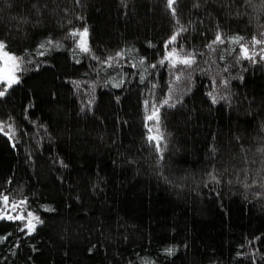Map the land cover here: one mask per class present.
I'll return each mask as SVG.
<instances>
[{
	"label": "trees",
	"instance_id": "trees-1",
	"mask_svg": "<svg viewBox=\"0 0 264 264\" xmlns=\"http://www.w3.org/2000/svg\"><path fill=\"white\" fill-rule=\"evenodd\" d=\"M263 24L264 0H176L172 8L167 0H0V35L15 46L26 48L38 30L65 36L87 29L80 60L63 52L19 54L22 115L44 122L24 151L35 175L55 179L73 202L75 225L94 236L103 256L137 264L128 251L144 232L149 183L179 208L171 230L180 225L181 199L196 198L198 207L194 192L208 179L217 197L236 198L264 223V51H253L248 38L223 57L213 42L217 31L251 33ZM178 35L170 47L192 64L177 66L173 84L158 53L139 83L132 46H159ZM100 68L126 72L124 84L113 89ZM251 82L260 86L249 94ZM147 104L157 114L159 151L146 135Z\"/></svg>",
	"mask_w": 264,
	"mask_h": 264
},
{
	"label": "rangeland",
	"instance_id": "rangeland-1",
	"mask_svg": "<svg viewBox=\"0 0 264 264\" xmlns=\"http://www.w3.org/2000/svg\"><path fill=\"white\" fill-rule=\"evenodd\" d=\"M73 33L79 32L63 36L61 31L53 27L38 30L31 36L26 48L15 46L0 35V41L6 45L5 50L20 58V67L14 73L15 82L11 87L6 82L0 83V91L4 92L0 96V155L2 151L5 155L4 158L0 157V264H117L113 258L103 256L101 250L95 247L94 236L84 233L75 225L73 220L78 211L73 202L64 198L55 179L45 180L35 175L33 169L29 168V154L24 151L25 143L31 139L30 134L36 128H41L44 122L36 113L22 115L26 97L20 87L24 79V71L21 70L24 58L19 54L25 49L34 54L63 52L80 60L81 36H73ZM217 34L223 40V43L217 44L224 57L237 47L238 43L233 41L238 38H243L239 43L253 37L264 40V24L254 28L251 33L240 30L228 33L217 31L213 40ZM83 39L87 47L86 38ZM177 39H180V35ZM171 43H174L172 38L161 42L159 46H132L131 51L140 75L139 83L145 82L148 65L162 52L169 79L173 84L177 82L173 76L174 70L182 64L180 61L183 58L176 56L177 52L170 47ZM251 46L253 51H264V44ZM173 49L176 54L169 60ZM11 64L9 61V68ZM99 72L107 77L108 84L116 90L127 78L126 72L114 68H100ZM251 83V87L245 88L249 94L255 93L260 86L259 83ZM237 84L234 83L235 86ZM147 105L146 135L160 136L155 109ZM154 113V118L148 120V116ZM151 142L156 145L159 141ZM10 154L11 164L6 158ZM201 183L199 190L194 192L200 204L198 207L197 201L194 202L196 198L188 201L186 198L181 199L184 204L179 212L181 221L177 230L170 229L169 219L172 213L179 210L175 208L176 202L168 203L153 184L146 186L148 198H145L146 210L142 215L144 232L132 237L133 247L128 251L137 264H264V223L255 218L249 208L242 206L236 198L228 197L224 192H220L222 197H217L210 179ZM174 188L183 194L193 192L187 186ZM5 196L7 203L4 202ZM160 208L164 209L161 213ZM161 214H165V217ZM163 218H167L168 222L167 219L162 221ZM29 220L34 225L31 232L28 228ZM65 221L68 222V236L61 235Z\"/></svg>",
	"mask_w": 264,
	"mask_h": 264
},
{
	"label": "snow or ice",
	"instance_id": "snow-or-ice-1",
	"mask_svg": "<svg viewBox=\"0 0 264 264\" xmlns=\"http://www.w3.org/2000/svg\"><path fill=\"white\" fill-rule=\"evenodd\" d=\"M175 2H176V0H167L168 7L172 8V6ZM173 15H175L174 9H173ZM72 35L73 36H76V35L81 36V49L83 51H88L87 47L85 46L86 42L83 39L87 35V29H85L83 31V33H73ZM240 39H243V38L242 37L238 38L237 40H234L233 43H239ZM172 41L173 42L176 41V36L172 37ZM252 42L254 45L264 44V40H258L255 37H253ZM214 43H223V40L221 39V36L219 34L216 35ZM5 49H6V45L2 41H0V54H2V55H0V65H2V66H0V83L6 82L8 87H11L12 83L15 82V80H16L14 73L20 67V65H19V59L20 58H17L13 55H10ZM241 51L244 53L246 58H249V59L251 58L248 56V49L247 48H242ZM175 54H176L175 50L173 49L172 52L169 54V57H168L169 60H171ZM9 61L12 62L11 68L8 67ZM192 62L193 61L190 58H185V59L180 61V63L184 64L185 66H190L192 64ZM162 63H163V61H162ZM173 67H175V64H173ZM9 73H11V75ZM3 95H4V92L0 91V96H3ZM213 102H215V100ZM164 103L168 104V100H165ZM172 106H174V105H172ZM155 115L156 114L154 113L153 115L148 116V120H152ZM149 131H151V129H149ZM148 139H149V141H153V140L159 141L160 139H162V137L161 136H157V137L149 136ZM156 148L158 151L160 150L159 142L156 143ZM4 202L5 203L8 202L6 196L4 197ZM29 216H31V213H29ZM0 218H2V217H0ZM17 219H21V217H17ZM33 219H36V218H33ZM28 228H29V232H31L34 229V225L32 224L31 220H29ZM169 251H171V250H169Z\"/></svg>",
	"mask_w": 264,
	"mask_h": 264
}]
</instances>
